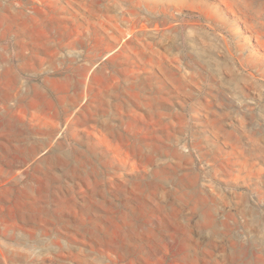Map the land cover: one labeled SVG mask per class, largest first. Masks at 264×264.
I'll list each match as a JSON object with an SVG mask.
<instances>
[{
  "label": "rangeland",
  "instance_id": "rangeland-1",
  "mask_svg": "<svg viewBox=\"0 0 264 264\" xmlns=\"http://www.w3.org/2000/svg\"><path fill=\"white\" fill-rule=\"evenodd\" d=\"M4 264H264V0H0Z\"/></svg>",
  "mask_w": 264,
  "mask_h": 264
},
{
  "label": "crops",
  "instance_id": "crops-1",
  "mask_svg": "<svg viewBox=\"0 0 264 264\" xmlns=\"http://www.w3.org/2000/svg\"><path fill=\"white\" fill-rule=\"evenodd\" d=\"M0 264H4L2 259H0Z\"/></svg>",
  "mask_w": 264,
  "mask_h": 264
}]
</instances>
